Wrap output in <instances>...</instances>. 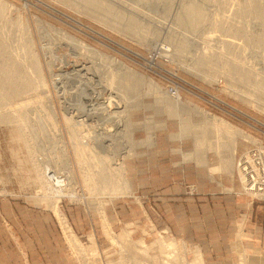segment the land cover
<instances>
[{"label": "rangeland", "instance_id": "1", "mask_svg": "<svg viewBox=\"0 0 264 264\" xmlns=\"http://www.w3.org/2000/svg\"><path fill=\"white\" fill-rule=\"evenodd\" d=\"M95 1L0 0V37L20 58L17 74L25 71L35 85L23 95L30 101L10 99L15 107L28 104L18 107L23 116L4 114L6 121L9 106L0 105V264H160L166 240L178 251L172 264H199L198 258L232 264L225 255L230 248L220 242L218 203L196 201L187 238L186 194L195 192L193 184L228 193L237 183L235 195L264 204V0L252 9L246 8L252 0ZM191 6L192 22L182 24ZM198 8L206 13L201 21ZM209 116L250 138L229 135L234 147L226 146L225 156L217 148L201 155L197 134L209 131L212 142L218 140ZM77 141L89 147L87 155L78 156ZM98 156L112 168L125 167L128 189L103 194L84 181L87 164L99 163ZM245 167L259 195L245 193ZM174 200L178 208H171ZM174 210L180 220L173 219ZM212 216L214 222H204ZM123 233H130V246L119 248L112 237ZM72 237L83 250L96 247V254L79 253Z\"/></svg>", "mask_w": 264, "mask_h": 264}, {"label": "bare ground", "instance_id": "2", "mask_svg": "<svg viewBox=\"0 0 264 264\" xmlns=\"http://www.w3.org/2000/svg\"><path fill=\"white\" fill-rule=\"evenodd\" d=\"M86 2H88L89 0H85ZM95 1V0H94ZM256 0H252V1H249L248 2V4H247V6H246V8L248 7V8H250V9H252V8H260V7H258V2H257V4H255L254 2H255ZM243 2H245V0L243 1ZM89 3V4H88ZM87 4L88 5H91V4H95L96 3V1H95V3L93 2V0L92 1H89ZM98 3H100V2H98ZM97 3V4H98ZM101 4V3H100ZM195 5V4H194ZM86 6V5H85ZM94 6V5H93ZM98 6V5H97ZM100 6V5H99ZM196 6H197V4H196ZM196 6H195V8H196ZM200 6V5H199ZM242 6H243V4H242ZM84 7V6H83ZM91 7V6H90ZM89 7V8H90ZM188 8V7H187ZM194 8V9H195ZM247 8V9H248ZM103 8H100V10H101V12L103 11L102 10ZM199 9V8H198ZM249 9V10H250ZM90 10V9H89ZM97 10H98V8H97ZM96 10V11H97ZM248 10V11H249ZM255 10V9H254ZM257 10V9H256ZM259 10V9H258ZM257 10V13L259 14V11ZM93 11V10H92ZM252 11V10H251ZM251 11H249V12H251ZM103 12H105V11H103ZM102 12V13H103ZM248 12V13H249ZM254 12V11H253ZM256 12V11H255ZM261 12V11H260ZM263 12V11H262ZM261 12V13H262ZM93 13V12H92ZM101 13V14H102ZM197 13V16H198V20L199 21H201L203 18H204V15L206 14L205 12H204V10H203V8H201V9H199L198 10V12H196ZM260 13V14H261ZM97 14V13H96ZM106 14V13H105ZM179 14V13H178ZM194 14V11H193V9H192V6L191 7H189L188 8V11H187V13H186V16H183V18H181L180 19V22L183 24H186V23H190V22H192V18H191V15H193ZM95 15V14H94ZM108 16V15H107ZM206 17V16H205ZM262 17H264V15L262 16ZM102 19H104V17L102 18ZM110 19V18H109ZM264 19V18H263ZM205 20V19H204ZM109 21V20H108ZM120 22V21H119ZM195 22V21H194ZM121 23V22H120ZM130 24H132V23H130ZM193 24V23H192ZM242 30V29H241ZM3 33V32H2ZM1 36V35H0ZM3 37V36H2ZM5 37V36H4ZM247 37V36H246ZM260 39L261 40H264V34L260 37ZM7 41H9V40H7ZM7 41H5L3 38H1L0 37V93H2L4 96L2 97V94L0 95L2 98H0V100H1V102H0V105L2 106V104H4V105H7V106H9V107H7L8 109H9V111L7 110V112H9L8 114H7V112L6 113H3V116H4V114H6V115H8V116H10L11 115V120L12 119H14V118H12V116H16L17 118H18V116H21L22 115V111L20 112V110H19V108L18 107H22L23 106V102L24 101H26L27 99H28V97L27 96H25V97H23V95L25 94H27V93H29L31 90H32V88H34V84L33 83H31V81L32 80H30L31 79V77H30V79H29V77H28V74H26L25 73V75H22V74H24V72L25 71H23V73L21 74V73H18L17 74V72L19 71L18 69L20 68V67H22L21 65L22 64H20L21 62H20V58H19V56L18 55H15L14 53H13V51H14V49H13V51L11 50V48H13V47H11V48H9L10 47V45H9V43L7 44L6 42ZM263 42V41H262ZM13 44V43H12ZM12 44H11V46H12ZM82 44V43H81ZM82 48H84V47H82ZM17 51V50H16ZM30 52V51H29ZM93 52L95 53V50H93ZM17 53V52H16ZM18 54V53H17ZM25 54H26V52H25ZM29 54V53H28ZM33 54V53H32ZM25 57V56H24ZM33 57V56H32ZM207 57V56H206ZM209 57V56H208ZM22 59H23V56H22ZM204 60H205V57H204ZM203 60V61H204ZM208 60V59H207ZM26 62V61H25ZM33 62V61H32ZM38 62V61H37ZM86 63V62H85ZM34 64H35V62H34ZM231 64H233V63H231ZM241 64V63H240ZM25 65V64H24ZM37 65V64H36ZM38 65H39V63H38ZM49 65V64H48ZM228 65V64H227ZM230 65V64H229ZM29 66V65H28ZM27 65L25 66V70H26V67H28ZM238 66V65H237ZM236 66V68H233L234 70L236 69H239L238 71H240V69L242 68V64L239 66V68ZM33 67V66H32ZM37 67L38 66H36V70H37ZM50 68V67H49ZM98 68V67H97ZM244 68V67H243ZM22 69H24V68H22ZM27 69H29V68H27ZM33 69H34V67H33ZM18 70V71H17ZM32 71H34V70H32ZM20 72V71H19ZM35 72V71H34ZM37 72H39L38 70H37ZM99 72V71H98ZM103 72V71H102ZM36 73V72H35ZM40 73V72H39ZM110 73V72H109ZM21 74V75H20ZM248 74H250V72L249 73H245L244 75L245 76H248ZM36 75V74H35ZM34 75V76H35ZM41 75L42 74H40V78H41ZM111 75H113V74H111ZM135 75V74H134ZM29 76H30V74H29ZM124 76V75H123ZM126 76V75H125ZM125 76L124 77H122L124 80L127 78H125ZM36 77H38V76H36ZM97 77V76H96ZM112 77H114V76H112ZM111 77V78H112ZM135 77H136V75H135ZM44 78V77H43ZM99 78V77H98ZM121 78V77H120ZM142 78V77H141ZM246 78V77H245ZM37 79V78H36ZM38 79H39V77H38ZM37 79V80H38ZM42 79V78H41ZM128 79V78H127ZM247 79V78H246ZM249 79V78H248ZM34 80V79H33ZM40 80V79H39ZM120 80H122V79H120ZM129 80H130V78H129ZM136 80H137V78H136ZM128 81V80H127ZM132 81H133V79H132ZM131 80H130V82H132ZM39 82H41V85H42V82L43 81H39ZM38 82V83H39ZM124 82V81H123ZM134 82V81H133ZM34 83H35V81H34ZM116 83V82H115ZM119 83H121L120 81H119ZM119 83L117 84L116 83V85L118 86L119 85ZM33 84V85H32ZM36 84V83H35ZM111 84H113L114 85V83H111ZM131 84V83H130ZM134 85H135V83H133ZM38 85V84H37ZM40 84H39V86H41ZM112 85V87H111V85H109L111 88H113V89H115V85L113 86ZM123 85V83H121V86ZM132 85V84H131ZM44 86V85H43ZM116 86V88H120L121 86L119 85V87H117ZM38 87V86H37ZM42 87V86H41ZM124 87V86H123ZM134 87V86H133ZM126 88V87H125ZM127 88H129V87H127ZM131 89H133L132 87H130ZM37 89V88H36ZM40 89V88H39ZM131 89H128V90H131ZM38 90V89H37ZM44 90V89H43ZM117 90V89H116ZM123 90V89H122ZM115 91V90H114ZM120 91V90H119ZM124 91H126V89L124 90ZM34 92V91H33ZM113 92V91H112ZM117 92H118V90H117ZM38 93V92H37ZM119 93H121V95H122V92L120 91ZM125 93V92H124ZM30 94V93H29ZM32 94V93H31ZM39 94V93H38ZM20 95H22V97L20 96ZM16 96H19L20 98H22V100L25 98V100L22 102V100H20L22 103L21 104H16V107H15V105L14 104H12L13 102H11L10 101V99L11 98H15ZM28 96H31V95H28ZM43 96H46V95H43ZM116 96L118 97V95H117V93H116ZM120 96V95H119ZM18 97V98H19ZM26 97H27V99H26ZM39 97V96H38ZM19 98V99H20ZM127 98V97H126ZM16 99V98H15ZM14 99V102L15 101H18V99L17 100H15ZM29 99L31 100V98L29 97ZM28 99V100H29ZM47 99V98H46ZM4 100V101H3ZM12 100V99H11ZM29 100V101H30ZM35 100V99H34ZM97 100V99H96ZM117 100H119V97L117 98ZM3 101V102H2ZM9 101L11 102V104L14 106V107H12L11 106V104L9 103ZM47 101V100H46ZM32 102V101H31ZM43 102H44V100H43ZM112 102V101H111ZM115 102V101H114ZM2 103V104H1ZM17 103V102H16ZM18 103H20V102H18ZM25 103V106H26V102H24ZM29 103V102H28ZM45 103V102H44ZM30 104V103H29ZM101 104V103H100ZM110 104V103H109ZM3 105V107H5ZM28 105V104H27ZM34 105V104H33ZM36 105V104H35ZM34 105V106H35ZM63 105V104H62ZM11 106V107H10ZM32 106V105H31ZM30 106V107H31ZM38 106V105H37ZM41 107H42V105H40ZM104 106V105H103ZM2 107V108H3ZM29 107V106H28ZM40 107V108H41ZM88 107V106H87ZM6 108V109H7ZM18 108V109H17ZM23 108V107H22ZM5 109V108H4ZM34 109V108H33ZM41 109H43V108H41ZM174 110V109H173ZM184 110V109H183ZM185 111V110H184ZM27 112V111H26ZM36 112V111H35ZM202 115H205L206 117H208V113L207 112H205V111H199ZM24 113V112H23ZM30 113V112H29ZM80 113V112H79ZM0 114H2L1 112H0ZM32 114V113H31ZM36 114V113H35ZM66 114V113H65ZM6 115L4 116L5 117V120L8 118V120H10L9 119V117L7 116V118H6ZM25 115V114H24ZM1 116V115H0ZM23 116V115H22ZM26 116V115H25ZM4 117H0L1 119H0V121L2 120V118H4ZM35 117V116H34ZM211 116H209V118H210ZM208 118V119H209ZM35 119V118H34ZM210 119H212V122L213 123H211L212 124V127H209L210 129H212L211 130V132L213 131L214 133L213 134H215V137L216 138H218V140L217 141H214V142H212V140H211V138L213 137L214 138V136H212L211 138L209 137L210 135H209V131L208 132H204L203 130H200V131H203L201 134H197V136L195 137V141H196V144H197V146H196V149L198 148L199 149V151H202V152H199L200 154L202 153L203 155H206L207 154V152H208V149L209 148H213V150L215 149V148H217V153H225V151H227V148H226V146H229V149H231L232 150V148L231 147H234V144H231V142L232 141H230L229 139L231 138L232 140H233V137L234 136H236L237 135V137L239 138V136L241 135V137L243 136V138L244 137H246V139L247 138H250V137H248L247 135H245L241 130H239V129H237L236 127H233L232 125H230L229 123H227L226 121H224V120H222V119H219V118H216V117H211ZM4 120V119H3ZM2 120V122H5V121H3ZM10 120V121H11ZM14 120H16V119H14ZM7 121V120H6ZM10 121H9V123H10ZM20 121V120H19ZM23 121H25L24 119H23ZM208 121H210V120H208ZM13 122V121H12ZM35 122V121H34ZM1 123V122H0ZM23 123V122H22ZM29 123V122H28ZM186 123V122H185ZM207 123V122H206ZM12 124V123H11ZM21 124V123H20ZM30 124V123H29ZM184 124V123H183ZM187 124V123H186ZM191 125V124H190ZM24 126V125H23ZM187 126V125H186ZM25 127H26V125H25ZM187 127H189V126H187ZM20 128V127H19ZM28 128V127H27ZM190 128V127H189ZM202 128V127H201ZM207 129H205L206 131L208 130V127H206ZM23 129V128H22ZM40 129V128H39ZM84 129V128H83ZM23 130H25V129H23ZM75 130V129H74ZM56 131V130H55ZM130 131V130H129ZM28 132V131H27ZM43 132V131H42ZM70 132V131H69ZM75 132H76V130H75ZM184 132V131H183ZM216 133H217V135H216ZM222 135H221V134ZM37 134V133H36ZM40 134V133H39ZM55 134H57V133H55ZM118 134V133H117ZM227 134V135H226ZM233 134H235L234 136H232ZM29 135V134H28ZM231 137H230V136ZM239 135V136H238ZM42 136H44V134L42 135ZM228 136L230 137L229 139H228ZM28 137V136H27ZM80 137V136H79ZM40 138V137H39ZM226 139V141L228 140L229 142H225V140H224V143H223V139ZM26 139V138H25ZM32 139V138H31ZM76 139H77V137H76ZM237 139V138H236ZM235 139V137H234V140H236ZM210 140H211V142H210ZM31 141V140H30ZM34 141H35V139H34ZM43 143V142H42ZM115 145V144H114ZM233 145V146H232ZM131 146V145H130ZM236 146V145H235ZM32 147V146H31ZM65 147V146H64ZM116 147V146H115ZM75 148H76V150H77V152H78V156H81V155H83V154H86L87 155V153H86V151L88 150V148L89 147H87V145H84L82 142L80 143V142H76V146H75ZM112 148V147H111ZM224 148H226V150L224 149ZM236 148V147H235ZM234 148V149H235ZM225 150V151H224ZM231 150L230 151H228L229 152V155H231L232 154V152H231ZM31 151V150H30ZM63 151H64V149H63ZM115 151V150H114ZM124 152V151H123ZM198 152V151H197ZM230 152H231V154H230ZM235 152V151H234ZM63 153V152H62ZM88 153H89V151H88ZM115 153V152H114ZM223 153V154H224ZM236 153V152H235ZM235 153H233V155L232 156H230V157H233L234 156V154ZM32 154V153H31ZM94 154V153H93ZM93 154H92V156H93ZM129 154V153H128ZM201 154V155H202ZM89 155V154H88ZM219 155V154H218ZM227 155V154H226ZM91 156V157H92ZM96 156V155H95ZM94 156V157H95ZM117 156V155H116ZM220 156V155H219ZM224 156H225V154H224ZM89 157V156H88ZM90 157V158H91ZM99 157V160H100V156H98ZM223 157V156H222ZM230 157H226V158H223V159H230ZM53 158V157H52ZM97 158V157H96ZM95 158V159H96ZM102 159L99 161V163H97V161H96V163H93V164H87V165H89V167H88V169H89V171L88 172H85V174H83L84 175V181H86L87 182V184L89 183L91 186H93V188H94V186L95 187H97V188H99V187H101L102 189V193L104 194V192L103 191H106L105 193H107L108 194V192L110 191V192H120L119 190H121L122 192L125 190L124 189V186L127 184V181L125 180V178H124V176H122L123 175V172H126V170H125V167L124 166H122V167H119V168H112V167H110V164H109V159H107V157H101ZM79 159H80V157H79ZM86 159H89V158H86ZM113 159V158H112ZM192 159V158H191ZM206 159V158H205ZM223 159H222V162H223ZM232 159V158H231ZM230 159V160H231ZM91 160V159H90ZM89 160V161H90ZM98 160V159H97ZM111 160V159H110ZM204 160V159H203ZM51 161V160H50ZM88 161V162H89ZM197 161V160H196ZM202 161V160H201ZM233 161H234V157H233ZM203 162H206V160H204ZM230 161H228V163H229ZM123 163V162H122ZM200 163V162H199ZM223 163H226V161L225 162H223ZM228 163L226 164V165H228ZM232 163V161L230 162V164ZM49 164V163H48ZM229 164V165H230ZM117 165V164H116ZM122 165V164H121ZM225 164H222L221 163V166L223 167ZM34 166H35V164H34ZM44 166V165H43ZM54 166V165H53ZM65 166V165H64ZM231 166V165H230ZM230 166H228V167H230ZM38 167V166H37ZM37 167H35V168H37ZM50 167V166H49ZM48 167V168H49ZM66 167V166H65ZM222 167H220V168H222ZM227 167V166H226ZM45 168V167H44ZM47 168V169H48ZM232 168V167H231ZM41 169H42V167H41ZM47 169H44V170H47ZM50 169V168H49ZM60 169V168H59ZM215 169V168H214ZM214 169H212V170H214ZM35 170V169H34ZM37 170H39L38 172H40V168L39 169H37ZM37 170H36V172H37ZM53 170V169H52ZM58 170V169H57ZM216 170V169H215ZM221 170V169H220ZM42 171V170H41ZM49 171V170H48ZM218 170H216V172H217ZM232 171V170H231ZM35 172V171H34ZM38 172L36 173V174H38ZM52 172V171H51ZM242 172V174H243V183H244V185H246V183H247V175H246V172H243V171H241ZM48 173V172H47ZM42 174H43V172H42ZM42 174L40 173V175L42 176ZM44 174H46V171H45V173ZM43 174V175H44ZM53 174H55V173H52V175ZM59 174V173H58ZM39 175V174H38ZM37 175V176H38ZM48 175V174H47ZM47 175L46 176H44V178H46L47 177ZM56 175V174H55ZM121 177L120 178V181H118L119 180V178H118V180L117 181H115L116 179H117V177ZM43 177V176H42ZM50 177H52V176H50ZM49 177V175H48V178H50ZM55 177V176H54ZM40 178V177H39ZM43 178V179H44ZM56 178V177H55ZM55 178H52V179H54L55 180ZM58 178V177H57ZM42 179V180H43ZM49 180V179H48ZM52 180H50L49 182H51ZM38 182H40L39 180H38ZM54 182V181H53ZM85 182V183H86ZM42 183V182H41ZM44 183H45V181H44ZM43 183V184H44ZM46 184V183H45ZM44 184V185H45ZM86 185V184H85ZM53 186V185H52ZM127 186V185H126ZM125 186V187H126ZM45 187V186H44ZM49 187H50V185H49ZM55 187V186H54ZM90 187V186H89ZM55 188H57V187H55ZM54 188V189H55ZM65 188V187H64ZM87 188V187H86ZM85 188V189H86ZM48 189H50L51 190V188H47V191H48ZM88 189V188H87ZM90 189H92L91 187H90ZM127 189H128V186H127ZM59 190V189H58ZM62 190V189H61ZM97 190V189H96ZM101 190H99V192L101 191ZM107 190H109V191H107ZM56 191V190H55ZM63 191V190H62ZM89 191V190H88ZM50 192V191H49ZM48 192V193H49ZM87 192V191H86ZM90 192V191H89ZM99 192H97V194H99ZM45 193H46V191H45ZM54 193V192H53ZM59 193V192H58ZM70 193H71V191H70ZM74 193V192H73ZM101 193V192H100ZM52 194V193H51ZM69 194V193H68ZM114 194V193H113ZM49 195V194H48ZM111 195V194H110ZM63 196H65L64 194H63ZM69 196H73V195H69ZM50 199H51V196H50ZM54 199V198H53ZM57 201V200H56ZM56 204V203H55ZM130 234V233H129ZM129 234L128 233H123V234H121V235H118L119 237H116V236H113L112 237V241H113V243H114V245L115 246H117V247H119V248H126L127 246H130L129 244L127 245V243H128V241H130V239L128 238L129 237ZM69 241L71 242V244H72V246L75 248V249H77V251H80L79 253H81L82 252V254L84 255V256H86L87 255V253H90L91 255H93V254H96V247H91L90 248V251L89 250H87V249H85V250H83L82 249V245H81V243L79 242V240L78 239H76V238H70L69 239ZM139 243H141V244H144V242L143 241H140ZM139 243H138V245H139ZM140 244V246L142 247V245ZM139 247V246H138ZM146 247V246H145ZM160 248H161V253H160V264H172V261H173V259L175 258V254H177L178 255V251H177V249H176V247H175V244L173 243V242H171V241H169V240H166V241H161V243H160ZM162 248H165V249H163V250H165V251H162ZM125 250V249H124ZM180 253V252H179ZM148 258V257H147ZM135 259V258H134ZM137 260V261H136ZM135 261L133 260L132 262H133V264H142V263H140V262H142L143 260H138V259H136ZM158 260V259H157ZM156 260V261H157ZM158 262V261H157ZM180 262H181V264H186V262H185V259H183L182 261L180 260ZM199 264H203V262L201 261V258H198V261H197ZM145 263V262H144ZM155 263V262H154ZM241 264V263H240Z\"/></svg>", "mask_w": 264, "mask_h": 264}, {"label": "crops", "instance_id": "3", "mask_svg": "<svg viewBox=\"0 0 264 264\" xmlns=\"http://www.w3.org/2000/svg\"><path fill=\"white\" fill-rule=\"evenodd\" d=\"M158 140L159 138H156V144H158ZM196 165L205 168V165H208V163H205V165L196 163ZM197 170L199 171V167ZM210 180L215 181L216 179L210 178ZM233 188L234 192L227 193L220 190L218 191L215 188L205 189L204 187L193 184V187L190 189L195 192L193 194H186V205L188 210L186 213V222L188 224L190 223V227L188 226L186 231L187 238H191L190 234L195 228L193 224L196 222V217L195 215L192 216L189 210H193L196 201H200L206 204V206L207 204H211V202H216L219 204L218 206L222 212L219 218L216 219L224 223V226L221 227L222 233L220 235V242L221 246L224 245L230 248V250L225 251V255L231 258V263L235 264L239 260L242 261V259H244V261H248L249 264H264V204L252 202L244 196L235 195L236 190L239 189L237 183L233 185ZM180 192L182 191L180 190ZM181 195L183 194L172 193L171 196L175 197ZM176 201L174 200V202ZM178 203L179 201L173 204L171 208H178V205H176ZM172 210L173 209H171V211ZM175 213L178 214V211L174 210V213H172L173 219L180 220L181 218H178V215L175 216ZM206 220L212 223L215 221V218L212 216L210 219H204V222ZM197 221L202 222L200 218H198ZM229 222L231 225L228 227L226 224ZM222 240H224V243ZM221 255L223 256L224 253L222 252ZM27 264H29V262H27Z\"/></svg>", "mask_w": 264, "mask_h": 264}, {"label": "built area", "instance_id": "4", "mask_svg": "<svg viewBox=\"0 0 264 264\" xmlns=\"http://www.w3.org/2000/svg\"><path fill=\"white\" fill-rule=\"evenodd\" d=\"M249 159H247V162H245V164L249 167L250 163H249ZM245 165V166H246ZM250 169H252V167H249ZM249 168L245 167V168H241V171L243 172H246V175H247V183L246 185H244V190H245V193H249V194H256V195H259L258 191L260 190H257L255 187L257 185V182L255 183V181H252L253 177L250 176V170ZM254 173V172H253ZM255 196V195H254Z\"/></svg>", "mask_w": 264, "mask_h": 264}]
</instances>
